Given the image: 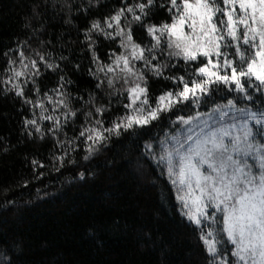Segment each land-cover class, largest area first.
I'll list each match as a JSON object with an SVG mask.
<instances>
[{"label": "snow or ice", "instance_id": "obj_1", "mask_svg": "<svg viewBox=\"0 0 264 264\" xmlns=\"http://www.w3.org/2000/svg\"><path fill=\"white\" fill-rule=\"evenodd\" d=\"M101 3L88 0V7L77 10L88 12ZM65 5L71 12V0ZM157 9L169 19L154 22ZM100 37L121 49L106 54L108 63L97 51ZM84 42L95 68L89 74L97 80V90H108L107 103H98L92 93L86 101L73 97L66 88L71 78L60 62L50 59V52L28 45L34 53L29 56L20 44L3 53L0 90L29 106L32 118L22 117L27 134L40 140L51 137L63 150L53 160L63 167L69 147L75 151L82 143L87 160L113 136L147 129L162 113H172L173 133L158 141V151L152 143L145 144V151L166 168L181 214L202 242L205 264H264V111L241 108L236 98L224 104L213 99L226 90L255 105L253 93H258L264 105V0H121L120 6L91 21ZM16 52L13 58L10 53ZM181 60L184 64L177 67ZM73 68L79 70L80 64ZM49 70L58 75L57 87L42 95L38 78ZM150 77L170 82L154 102ZM113 97L125 112L106 127ZM74 100L84 107L76 108ZM210 101L211 110L200 111ZM49 106L60 116L46 114ZM185 109L190 111L180 114ZM78 113L84 124L69 139L65 128L75 124ZM32 164L45 167L36 159Z\"/></svg>", "mask_w": 264, "mask_h": 264}, {"label": "trees", "instance_id": "obj_2", "mask_svg": "<svg viewBox=\"0 0 264 264\" xmlns=\"http://www.w3.org/2000/svg\"><path fill=\"white\" fill-rule=\"evenodd\" d=\"M71 4L69 12L65 0H0V79L6 63L3 53L23 44L25 54L34 56L31 45L52 53L50 59L61 63L73 82L66 85L73 97L83 96L86 101L92 93L98 103H107L108 90H97V80L88 71L95 68L84 30L92 20L120 6L121 0H102L99 8L88 12L77 10L88 7V0H71ZM168 19L163 9H157L153 17L157 23ZM139 35L148 42L142 30ZM113 49L121 51L118 43L99 38L97 51L105 63ZM61 54L67 61H59ZM10 55L15 58L18 52ZM77 63L79 70L73 68ZM183 64L181 60L177 67ZM57 81V74L45 72L38 78L41 94L57 87ZM168 87L169 81L150 77V99L154 102ZM253 95L255 105L226 90L213 99L224 104L236 98L241 108L264 111L259 94ZM32 98L36 99L34 93ZM73 103L76 108L84 107L82 102ZM212 106L210 101L200 111H210ZM124 112L113 97L105 126ZM36 113L39 116V108ZM46 114L59 117L60 111L49 106ZM24 116L32 118L29 106L13 93L0 90V264H205L202 242L194 225L181 214L166 168L145 151L146 143L156 150L158 141L173 133L172 113H162L160 121L147 129L113 136L87 160L82 143L75 151L69 147L63 167L53 160L63 150L51 137L29 136ZM42 123L47 126L51 121ZM83 124L78 113L75 124L65 128L67 137L78 135ZM60 138L64 139L63 134ZM33 159L45 167L34 166Z\"/></svg>", "mask_w": 264, "mask_h": 264}, {"label": "rangeland", "instance_id": "obj_3", "mask_svg": "<svg viewBox=\"0 0 264 264\" xmlns=\"http://www.w3.org/2000/svg\"><path fill=\"white\" fill-rule=\"evenodd\" d=\"M234 113L230 112V116L233 115ZM172 133H169L168 135H171ZM156 150L158 151L159 150V145L157 144V148ZM163 165V164H162ZM164 166V165H163ZM176 192H177V189H176Z\"/></svg>", "mask_w": 264, "mask_h": 264}]
</instances>
